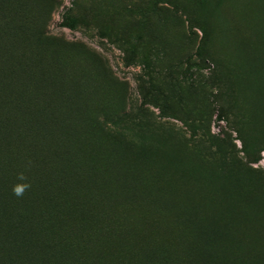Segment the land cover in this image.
I'll use <instances>...</instances> for the list:
<instances>
[{
    "label": "rangeland",
    "instance_id": "374dc122",
    "mask_svg": "<svg viewBox=\"0 0 264 264\" xmlns=\"http://www.w3.org/2000/svg\"><path fill=\"white\" fill-rule=\"evenodd\" d=\"M199 1L0 0L3 109L128 221L104 264H264V0Z\"/></svg>",
    "mask_w": 264,
    "mask_h": 264
},
{
    "label": "trees",
    "instance_id": "16d2710c",
    "mask_svg": "<svg viewBox=\"0 0 264 264\" xmlns=\"http://www.w3.org/2000/svg\"><path fill=\"white\" fill-rule=\"evenodd\" d=\"M198 6L206 11L210 4L200 0ZM70 24L73 28L74 21ZM2 59L0 264H104L107 241L121 243L128 221L124 225L110 213L99 215L92 200L69 187L63 155L34 138L43 130L31 128L33 109H3V73L8 70ZM17 185L26 186L22 195L14 193Z\"/></svg>",
    "mask_w": 264,
    "mask_h": 264
},
{
    "label": "clouds",
    "instance_id": "9594fccd",
    "mask_svg": "<svg viewBox=\"0 0 264 264\" xmlns=\"http://www.w3.org/2000/svg\"><path fill=\"white\" fill-rule=\"evenodd\" d=\"M25 187L26 186H24V185H17V186H15L14 187V193L16 194V195H22L23 194V191L25 190Z\"/></svg>",
    "mask_w": 264,
    "mask_h": 264
}]
</instances>
